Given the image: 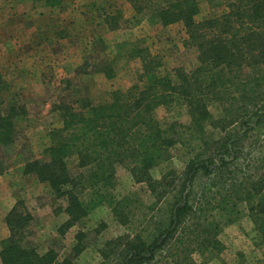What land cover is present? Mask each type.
I'll use <instances>...</instances> for the list:
<instances>
[{
	"label": "trees",
	"instance_id": "16d2710c",
	"mask_svg": "<svg viewBox=\"0 0 264 264\" xmlns=\"http://www.w3.org/2000/svg\"><path fill=\"white\" fill-rule=\"evenodd\" d=\"M130 1L141 11L139 5L148 0ZM156 2H150V13L163 25L182 23L186 44L197 53L196 66L188 72L178 67L160 74L157 56L137 52L142 73L126 92H111L110 99L98 105L87 97L53 105L61 126L50 131L43 159L27 163L24 173L34 174L54 195L65 196L68 220L60 226L63 231L104 203L120 224L130 222V196L117 201L111 195L117 166L125 167L134 182L147 183L156 203L169 196L166 219L152 222L150 244L135 240L137 236L126 240L129 263L149 264L162 249L173 264H193L188 257L191 250L220 246L211 238L217 228L210 231L211 226L205 225L209 212L230 216L238 202L254 197L258 202L250 203L248 212L264 244V173L258 174L259 169L242 173L236 168L248 133H255L250 144L264 140V0L227 1L221 16L199 22L197 0H165L163 8L155 7ZM10 95L0 75L1 148L15 143L16 126L25 112ZM177 105L186 109V123L156 118L158 107ZM212 106L217 115L210 111ZM177 146L187 154L183 171L176 180L167 178L173 171L154 180L150 170L168 163ZM72 158L80 169L75 175L68 167ZM260 158L263 165L264 156ZM200 177L205 181L198 187ZM23 207L16 202L5 217L8 236L1 241L0 264H74L52 249L40 254L27 245L33 218ZM84 249L77 242L71 251L78 255ZM101 254L106 258V252Z\"/></svg>",
	"mask_w": 264,
	"mask_h": 264
},
{
	"label": "rangeland",
	"instance_id": "374dc122",
	"mask_svg": "<svg viewBox=\"0 0 264 264\" xmlns=\"http://www.w3.org/2000/svg\"><path fill=\"white\" fill-rule=\"evenodd\" d=\"M50 1L57 3V0ZM60 1L66 4L68 0ZM148 1L139 5L141 11L130 0H75V14L67 12L61 2L57 7L60 11L44 10L29 15L23 12L29 5L23 3L20 10L11 8L6 15L0 13V75L9 86L10 96L25 109L16 126L15 143L0 147V247L8 236L5 217L19 201L33 218L27 245L40 254L52 249L61 258H71L74 264H133L126 261V240L137 236L135 240L150 244L154 233L152 222L166 219V203L171 198L168 196L156 203L147 183L134 182L125 167L117 166L111 195L117 201L122 196H130L127 202L130 222L120 224L111 207L104 203L63 231L60 226L68 220L65 196L54 195L34 174L24 173L27 163L43 159L50 131L61 126V118L53 105L73 103L80 97H87L93 105H98L108 101L111 92H126L142 73L140 54L157 56L162 63L160 74L178 67L188 72L196 66L197 53L186 44L182 23L163 25L150 13V2L157 1L155 7L163 8L167 7L165 0ZM197 1L199 12L195 20L199 22L221 16L227 11L224 4L230 0ZM3 15L7 16L6 21ZM210 111L217 115L214 106ZM155 116L160 122H187L186 109L179 105L158 107ZM254 136L255 133H248L243 156L237 160L236 168L242 173L251 174L258 169V174L264 173V163H260L264 140L259 138L250 144ZM171 153L168 163L150 170L154 180L170 171L174 174L167 176L168 180H176L183 171L188 161L186 150L177 146ZM68 163L70 174L80 171L75 158ZM204 181L200 177L195 184L198 182L201 187ZM257 202V197L250 202H238L235 213L230 216L215 210L209 212L205 225L211 226L210 231L217 228L211 238L220 246L191 250L189 260L193 264H264V244L259 242L248 212L250 203ZM115 238L122 239L106 245ZM77 242L85 249L75 255L71 249ZM161 250L154 253L149 264H173L167 251ZM102 252H106V258Z\"/></svg>",
	"mask_w": 264,
	"mask_h": 264
},
{
	"label": "crops",
	"instance_id": "0c3cea01",
	"mask_svg": "<svg viewBox=\"0 0 264 264\" xmlns=\"http://www.w3.org/2000/svg\"><path fill=\"white\" fill-rule=\"evenodd\" d=\"M27 2H29V3H27ZM60 2L63 4L64 1L57 0V3L54 4V2H52V1L49 2V0H39V1L38 0H0V13L3 12V14L6 15V13H8L11 8H14L16 11L20 10V5L23 3H26L25 5H29V7L23 11V12L29 13V15H30V13H33V12H40V11L44 12V10H46V11L48 10L49 12L50 11H60V10H57L58 5H60L58 3H60ZM63 5H64L63 8H65L67 10V12H71V13L75 14V7H76L75 0H68L67 3L66 4L64 3ZM5 15H3V16H5ZM38 16L41 18L45 17L44 15H40V14H38ZM6 17L7 16H5V18H4L5 21H6ZM51 39H52V37H51ZM59 41H60V39L58 38L57 42H59ZM9 209H10V207H9Z\"/></svg>",
	"mask_w": 264,
	"mask_h": 264
}]
</instances>
